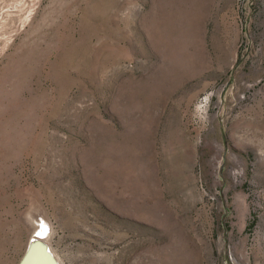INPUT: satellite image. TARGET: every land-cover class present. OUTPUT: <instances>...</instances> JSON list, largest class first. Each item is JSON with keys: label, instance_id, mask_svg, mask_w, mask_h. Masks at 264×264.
<instances>
[{"label": "rangeland", "instance_id": "obj_1", "mask_svg": "<svg viewBox=\"0 0 264 264\" xmlns=\"http://www.w3.org/2000/svg\"><path fill=\"white\" fill-rule=\"evenodd\" d=\"M264 264V0H0V264Z\"/></svg>", "mask_w": 264, "mask_h": 264}, {"label": "bare ground", "instance_id": "obj_2", "mask_svg": "<svg viewBox=\"0 0 264 264\" xmlns=\"http://www.w3.org/2000/svg\"><path fill=\"white\" fill-rule=\"evenodd\" d=\"M51 231L52 230H51L49 224L44 219L38 220V225L36 227V231H35V234H34V237L32 238V240H39V241H42L45 244H47V246L49 247V250L51 251V253L56 257V255L54 254V252L52 251V249H51V247L49 246V243H48V239L50 237ZM32 240H31V242H32ZM30 243H29V245H30ZM27 250H28V248H27ZM26 253H27V251H26ZM26 253H25V255H26ZM34 253L32 255H30V258L28 257L26 259L24 264H37V262L40 261L42 256L38 255L39 253H37V251H36L35 254ZM25 255H24L22 261L24 260ZM57 259H59V258H57ZM22 261L19 264H21Z\"/></svg>", "mask_w": 264, "mask_h": 264}, {"label": "water", "instance_id": "obj_3", "mask_svg": "<svg viewBox=\"0 0 264 264\" xmlns=\"http://www.w3.org/2000/svg\"><path fill=\"white\" fill-rule=\"evenodd\" d=\"M36 251L37 253H39L38 255L42 256V258L40 259L39 262H37V264H60L58 259L49 250L47 244L39 240H32V242L28 247L25 258L21 264H24L26 259L28 257L30 258V255H32L34 252L36 253Z\"/></svg>", "mask_w": 264, "mask_h": 264}]
</instances>
